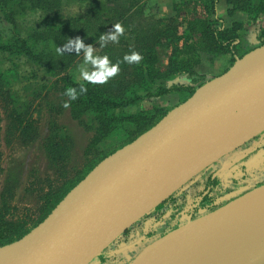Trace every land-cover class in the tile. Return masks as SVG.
I'll return each mask as SVG.
<instances>
[{
	"label": "water",
	"instance_id": "95a60500",
	"mask_svg": "<svg viewBox=\"0 0 264 264\" xmlns=\"http://www.w3.org/2000/svg\"><path fill=\"white\" fill-rule=\"evenodd\" d=\"M260 109L264 110V44L236 59L152 128L100 161L40 224L0 248L17 253V260L7 264H90L196 175L264 130L261 126L248 131L259 120L242 118V113L251 116ZM233 133L242 139L230 144L226 141ZM208 138L215 146L199 151L197 143ZM166 162L171 165L166 174L132 189L146 171L165 168ZM262 218L264 184L159 237L130 264L232 261L235 246ZM255 249L249 245L237 261L247 253L264 254Z\"/></svg>",
	"mask_w": 264,
	"mask_h": 264
},
{
	"label": "rangeland",
	"instance_id": "374dc122",
	"mask_svg": "<svg viewBox=\"0 0 264 264\" xmlns=\"http://www.w3.org/2000/svg\"><path fill=\"white\" fill-rule=\"evenodd\" d=\"M140 1L143 19L175 18L180 26V32L184 22L190 17L210 16V12L205 8V0ZM86 6L87 3L81 2L64 3L62 19L83 15ZM229 9L230 6L225 0H217L215 5L217 26L222 25L227 28L234 22L242 23L238 30L240 54L260 46L261 42L257 37L264 26V16L256 22H251L242 12H235L229 16L227 14ZM36 17L34 13H30L17 19L22 34L35 24ZM143 19H140L143 25L150 24ZM0 35L4 41L12 36L11 28L1 21ZM124 36L126 38L128 34ZM73 38L72 40L80 38L85 46L91 45L93 55L99 56L98 41L89 40L82 35H74ZM70 49L76 50L74 46ZM170 49V47L156 48L161 68L166 65ZM83 51L80 49L78 54L76 50L73 54L75 57L64 72L35 67L23 60L12 63L3 55L0 56V71L11 68L13 64L15 73V77L10 76L4 82L10 93L0 97V209L3 211L6 206L8 207L3 221L6 224L23 223L24 227H31L39 219L45 197L49 193L56 191L66 181L72 180L82 170L87 160L92 159L97 152L110 150L118 142L117 138L112 137L88 150L95 123L89 116L82 117L80 121L72 119L69 108L64 106L66 98L62 94L60 77L67 74L74 81H88L80 71L81 67L86 66ZM231 65L230 58L226 54L200 53V63L196 70L204 75L205 81H208L224 73ZM86 67L89 74L94 71L91 65ZM158 82L166 88L186 84L184 75ZM179 102V95L171 94L162 99L145 100L129 107L126 112L148 114L156 108L168 110L176 107ZM12 110L20 114L23 119L32 122V133L27 139L20 136V130L10 131L13 120L10 116ZM58 145L60 147H57ZM233 165L239 169L242 167L246 169V176H243L245 171L243 174L233 175ZM208 175L210 177L206 181ZM214 182H218L219 185H215ZM263 183L264 130L196 175L174 193L172 200L145 215L125 234L102 250L100 257L90 264H130L154 240L208 213L206 208H201L199 201L209 186L213 185L210 194L213 193L214 206H218ZM256 240L259 244L262 243L258 238ZM240 259L229 264H264V254L247 253Z\"/></svg>",
	"mask_w": 264,
	"mask_h": 264
},
{
	"label": "trees",
	"instance_id": "16d2710c",
	"mask_svg": "<svg viewBox=\"0 0 264 264\" xmlns=\"http://www.w3.org/2000/svg\"><path fill=\"white\" fill-rule=\"evenodd\" d=\"M225 1L230 6L227 12L229 16L242 12L251 22H256L264 16V0ZM68 2L87 3L86 12L63 20L62 7ZM205 2L210 16L190 17L184 22L180 32L175 18L143 19L140 0H0V21L12 30V36L7 41L0 35V56L3 55L8 61L13 63L23 60L35 67L64 72L76 52L70 49L73 46H70L68 41L74 39V35H82L99 42L98 57L108 58L109 69L112 66L119 69L106 83L77 82L67 74L60 77L62 94L66 98L71 118L80 121L82 117L89 116L95 123L88 150L112 137L117 138L118 142L110 150L97 152L92 159L87 160L72 180L66 181L56 191L49 193L45 197L39 219L31 227L26 228L23 223H4L8 207L3 211L0 209V248L19 240L40 224L100 161L148 131L175 106L168 110L156 108L148 114H129L126 109L145 100L162 99L171 94L179 95V104L183 103L206 82L204 75L196 70L200 63V53L226 54L232 64L247 53L240 54L238 30L242 23L234 22L227 28L217 26V0ZM30 13L37 16L35 24L22 34L17 19ZM140 19L150 24L143 25ZM116 24L124 28V33L119 36L118 42L109 40L102 46L101 35L108 34ZM125 34H128V37L125 38ZM257 39L261 42L260 45L264 44V26ZM65 45L68 47L64 48ZM167 47L171 49L166 65L161 68L156 48ZM58 48L61 52L57 51ZM133 53L141 56L138 62L125 59ZM13 68L12 64L11 68L0 71V97L10 93L4 82L10 76L15 77ZM177 75H184L186 84L166 88L158 82L171 80ZM81 86L87 88V91L76 100H70L65 95L68 88H76L79 91ZM7 109L5 110L8 111ZM10 116L13 119L10 131L20 130V136L27 139L32 133V122L23 119L15 110H12ZM173 197L174 195L170 196L158 208L163 207Z\"/></svg>",
	"mask_w": 264,
	"mask_h": 264
},
{
	"label": "bare ground",
	"instance_id": "6f19581e",
	"mask_svg": "<svg viewBox=\"0 0 264 264\" xmlns=\"http://www.w3.org/2000/svg\"><path fill=\"white\" fill-rule=\"evenodd\" d=\"M242 115H243L242 118H244L243 120H245V121H249V120L251 121L252 119H255L257 121L259 120L258 125L254 129L249 128L248 131H250V130L253 131V130H255L261 126H264V122L261 118V117H264V110H262V109H260L259 111L253 112L251 116H249V114H243V113H242ZM233 134L234 135L231 137L232 139H229L226 142L233 144V143H236L238 140L242 139V138L237 137L235 133H233ZM230 141H232V142H230ZM213 143H214V141L210 140L208 138L207 140H204L203 142H201L199 145L197 143L196 147L200 146L199 151L203 148L210 149V148L215 146V144H213ZM168 163L169 162L165 163V168L153 167L150 170L146 171L140 179L141 183H139L138 185H135L132 189H136L138 187H141V185H143L146 180H150V179L154 178L155 176H160V175L166 174L169 171V168L171 166V165H168ZM120 200L123 201V198H120ZM256 238H258L262 243L259 244L257 242ZM249 245L255 247L256 251L264 252V219L263 218L245 236L244 240L238 246H235V247H237V248H235L236 250L234 252L236 257L231 258L232 261L225 259L220 264H229L230 262L234 263V261H237V258H239V256L241 254H244L245 251H247L249 249ZM16 260H17V253L14 250H12L10 248L5 249V250H0V264L12 263Z\"/></svg>",
	"mask_w": 264,
	"mask_h": 264
},
{
	"label": "clouds",
	"instance_id": "9594fccd",
	"mask_svg": "<svg viewBox=\"0 0 264 264\" xmlns=\"http://www.w3.org/2000/svg\"><path fill=\"white\" fill-rule=\"evenodd\" d=\"M124 33V28L120 24H116L112 31L106 35H101L100 40L102 41V46L106 45L107 41L111 40L113 42H118L119 36ZM68 44L75 47L77 53L79 50L83 49L85 53V65H91L94 71L89 74L88 68L81 67L80 71L82 76L92 83H106L109 78L114 76L118 72V67L112 66L110 69L107 67L109 64L108 58L105 57H96L93 55V47L91 45L85 46L83 41L80 38L75 40H69ZM68 45H65L64 48H67ZM63 48V51H64ZM58 52H61V49H57ZM129 62L136 61L138 62L141 59V56L137 53H133L129 57H125ZM87 88L81 86L79 91L76 88H68L65 92V95L69 97L70 100H76L79 95L86 93ZM67 107V103L64 105Z\"/></svg>",
	"mask_w": 264,
	"mask_h": 264
},
{
	"label": "flooded vegetation",
	"instance_id": "af4514ba",
	"mask_svg": "<svg viewBox=\"0 0 264 264\" xmlns=\"http://www.w3.org/2000/svg\"><path fill=\"white\" fill-rule=\"evenodd\" d=\"M226 156V155H225ZM223 158V157H222ZM222 158L221 159H219V160H222ZM218 160V161H219ZM218 161H216V162H218ZM216 162H214V163H216ZM214 163L213 164H211L210 166H212V165H214ZM210 166H208L206 169H208ZM243 171H245L244 172V174H243ZM246 169H244L243 167H242V169H239V168H237L235 165H233L232 166V173H233V175H237V174H243V176H246ZM216 173V172H215ZM214 173V174H215ZM210 175V174H209ZM207 176V179H206V181H208V179H209V177L210 176ZM213 179V178H212ZM205 181V182H206ZM215 183V182H214ZM213 183V184H214ZM264 184V183H263ZM215 185H219V183L218 182H216L215 183ZM260 185H262V184H260ZM260 185H258V186H260ZM213 186V185H212ZM212 186H209L207 189H206V191H205V193L202 195V198L200 199V201H199V203H200V205H202L201 206V208H206L207 209V212H211V211H213L214 209H216V208H218V207H220V206H222V205H225L226 203H228L229 201H227L226 203H222L221 205H218V206H214V198H213V196H212V194H210V192H211V187ZM257 186V187H258ZM256 188V187H255ZM252 189H254V188H252ZM252 189H250V190H252ZM250 190H248V191H250ZM247 191V192H248ZM246 193V192H245ZM244 194V193H243ZM174 195V194H173ZM241 196V195H240ZM239 197V196H238ZM233 200V199H232ZM231 201V200H230ZM199 205V206H200ZM195 219V218H194ZM176 229V228H175ZM174 230V229H173ZM172 231V230H171Z\"/></svg>",
	"mask_w": 264,
	"mask_h": 264
}]
</instances>
